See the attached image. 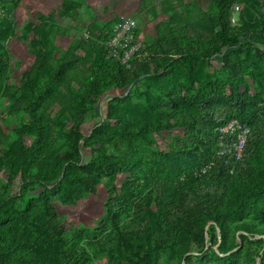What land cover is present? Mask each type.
Wrapping results in <instances>:
<instances>
[{"label":"trees","instance_id":"16d2710c","mask_svg":"<svg viewBox=\"0 0 264 264\" xmlns=\"http://www.w3.org/2000/svg\"><path fill=\"white\" fill-rule=\"evenodd\" d=\"M13 1L0 0V15H5L4 7ZM235 2L215 0L204 19L195 22L202 33L189 35L187 22L179 24L171 28L170 36L161 34L141 55L126 63L113 58L111 65L99 67L88 80V89L99 84L123 88L138 81L152 62L165 55L171 57L169 65L183 66L188 72L205 59L219 57L221 69L203 79L195 95L190 91L184 94L178 85L164 88L167 99L152 104L142 114L143 126L120 124L132 111V92L115 94L108 99L104 117H115L116 123H99L90 134H83L84 110H79L71 128L73 150L59 160L51 151L50 117L34 110L33 146L25 148L16 142L5 156V161L23 172V185L40 183L46 190L65 183L60 200L75 204L106 179L110 195L93 237H85L80 246L77 238L64 237L58 214L48 203L39 208L40 214L25 216L35 237L30 232L20 233L10 224L18 214L15 199L1 197L0 264H91L101 257H106L108 264H158L163 256L190 264L206 246L209 224L212 242L216 243L217 229L221 231L219 250H212L218 260H232L237 253L230 252L236 246H229L231 227L248 240L260 237L264 245V159L260 156L264 89L251 94L241 88L246 73L264 63V46H260L264 40V0L262 19L253 25L231 24L230 7ZM249 46L255 49L251 56L233 54ZM107 51L114 57L109 48ZM50 57L41 52L23 74L25 92L35 90ZM67 70L68 64H61L56 79H64ZM52 83L47 80L40 88L41 102L53 96ZM233 119L249 128L241 157L235 154L236 135L221 130ZM175 127H182L184 134L174 138L168 151L156 150L153 132ZM15 132L22 136L28 128ZM34 163L39 169L30 173ZM124 172L129 175L116 193L114 181ZM23 195L21 190L16 198ZM249 212L251 220H242ZM195 248L198 255L190 253Z\"/></svg>","mask_w":264,"mask_h":264},{"label":"rangeland","instance_id":"374dc122","mask_svg":"<svg viewBox=\"0 0 264 264\" xmlns=\"http://www.w3.org/2000/svg\"><path fill=\"white\" fill-rule=\"evenodd\" d=\"M215 0H16L7 4L5 15H0V198L13 197L14 207L18 214L10 222L17 226L20 233H31V225L26 215L40 214L45 203L55 208L58 222L68 240L78 239L80 246L85 237L92 238V231L99 225L105 214V205L109 198L106 179H103L95 189L75 204H64L59 195L66 184L45 190L40 183L23 185L22 174L9 161H5L16 142L22 147L31 148L35 141V123L33 112L37 108L50 117L51 151L58 154L59 160L73 150L71 143V128L73 116L84 110L81 132L90 134L97 124L114 125L116 118L106 119L108 99L115 94L122 95L132 92V111L120 122L141 127L144 125L142 114L152 104L164 102L167 99L164 88L179 86L184 94L190 91L195 95L200 82L210 78L221 69L219 57L203 60L201 65L188 72V69L177 64L169 65L170 56L157 58L149 65V71L142 77L123 88L107 87L99 84L95 89H88L87 82L94 76L99 67L111 65L113 58L107 51L108 40L114 27L125 19L136 20L135 34L142 44L139 55L144 49L157 41L164 34H172L171 28L179 24H187V34L202 33L195 27V22L203 20L205 14L213 9ZM263 0H236L230 7V22L232 25L259 23L262 19ZM174 15L172 16V14ZM235 17V21L232 18ZM185 31V30H184ZM111 32V33H110ZM260 46H264L261 39ZM255 49L248 47L235 56L249 57ZM44 52L51 56L49 65L41 74L34 91L22 86V76L29 71L38 55ZM61 64H68L67 75L62 80L56 79V73ZM264 63L260 68L247 72L241 88H246L251 94L264 89ZM47 80H52V97H46L41 102L43 91L40 88ZM226 124L223 126L225 127ZM26 127L28 132L18 136L17 128ZM222 127V128H223ZM221 128V129H222ZM248 129V131H244ZM225 132V131H224ZM227 133V132H225ZM237 138L235 154L239 156V140L249 133L248 127H236L229 130ZM184 134L182 127L155 131L154 148L168 151L176 136ZM260 151L264 159V145ZM88 150L91 147H87ZM111 150V149H109ZM210 164L203 168L205 172ZM39 167L36 163L29 168L30 173H36ZM129 174L119 173L114 181L116 193L121 191L122 184ZM55 178L52 179V181ZM51 181V182H52ZM24 191L22 197L16 196ZM30 205V207H28ZM249 212L242 220H251ZM210 225V224H209ZM206 227V246L200 257H192L190 264H264V245L260 237L251 240L242 237L243 232L230 228V245H236L230 252H237L232 260L224 261L213 257L212 250H219L221 231L217 229L216 243L211 241L213 232ZM88 231V236H85ZM35 237V235H34ZM33 237V238H34ZM2 252V250H0ZM190 253L198 255L195 248ZM9 261V260H7ZM91 264H108L106 257L95 258ZM158 264H178L166 256L160 258Z\"/></svg>","mask_w":264,"mask_h":264},{"label":"built area","instance_id":"2783aa9c","mask_svg":"<svg viewBox=\"0 0 264 264\" xmlns=\"http://www.w3.org/2000/svg\"><path fill=\"white\" fill-rule=\"evenodd\" d=\"M235 21V17L232 18ZM136 20L128 18L119 22L113 29V32L108 40V47L112 56L120 59L122 63H126L135 56L139 55L142 44L137 40L135 34ZM236 127L242 128L243 126L236 119L229 121L225 127L221 130L228 132L230 129L234 131ZM244 131H248L245 128ZM245 145V137H241L239 140V151L238 155H241V151Z\"/></svg>","mask_w":264,"mask_h":264},{"label":"water","instance_id":"95a60500","mask_svg":"<svg viewBox=\"0 0 264 264\" xmlns=\"http://www.w3.org/2000/svg\"><path fill=\"white\" fill-rule=\"evenodd\" d=\"M183 264H185V263L183 262Z\"/></svg>","mask_w":264,"mask_h":264}]
</instances>
